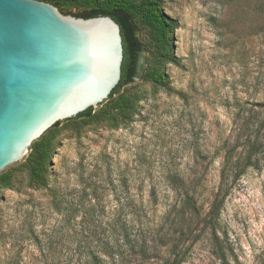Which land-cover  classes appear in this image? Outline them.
<instances>
[{
    "label": "rangeland",
    "instance_id": "374dc122",
    "mask_svg": "<svg viewBox=\"0 0 264 264\" xmlns=\"http://www.w3.org/2000/svg\"><path fill=\"white\" fill-rule=\"evenodd\" d=\"M161 2L175 91L138 78L128 124L59 122L48 185L28 155L0 187V264H264V0Z\"/></svg>",
    "mask_w": 264,
    "mask_h": 264
},
{
    "label": "water",
    "instance_id": "95a60500",
    "mask_svg": "<svg viewBox=\"0 0 264 264\" xmlns=\"http://www.w3.org/2000/svg\"><path fill=\"white\" fill-rule=\"evenodd\" d=\"M119 24L45 0H0V173L59 121L108 99L121 78Z\"/></svg>",
    "mask_w": 264,
    "mask_h": 264
},
{
    "label": "trees",
    "instance_id": "16d2710c",
    "mask_svg": "<svg viewBox=\"0 0 264 264\" xmlns=\"http://www.w3.org/2000/svg\"><path fill=\"white\" fill-rule=\"evenodd\" d=\"M56 5L63 13L75 16H111L120 26L124 55L121 65V78L108 99L98 108L89 107L76 116L65 119L77 132L98 119H106L111 127L128 124L137 113L140 97L130 91L129 86L138 78H147L168 92H174L167 80L165 65L177 62L173 46V32L177 20L162 9L161 0H45ZM76 10V11H73ZM143 30L151 38L152 51L149 54ZM61 122V121H59ZM55 123L30 147L26 158L29 187L45 188L48 185L50 158L53 153ZM12 174L0 173V187H11ZM219 206H217L218 210ZM122 232L126 235V229ZM95 264H106L97 257Z\"/></svg>",
    "mask_w": 264,
    "mask_h": 264
}]
</instances>
